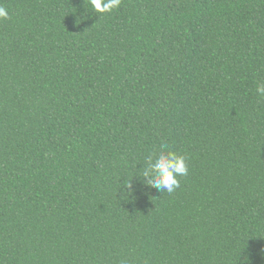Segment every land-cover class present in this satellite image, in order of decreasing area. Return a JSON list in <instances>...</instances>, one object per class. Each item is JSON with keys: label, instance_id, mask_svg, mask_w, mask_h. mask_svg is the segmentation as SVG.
I'll return each mask as SVG.
<instances>
[{"label": "trees", "instance_id": "1", "mask_svg": "<svg viewBox=\"0 0 264 264\" xmlns=\"http://www.w3.org/2000/svg\"><path fill=\"white\" fill-rule=\"evenodd\" d=\"M0 7V264H264V0Z\"/></svg>", "mask_w": 264, "mask_h": 264}, {"label": "clouds", "instance_id": "2", "mask_svg": "<svg viewBox=\"0 0 264 264\" xmlns=\"http://www.w3.org/2000/svg\"><path fill=\"white\" fill-rule=\"evenodd\" d=\"M121 0H89L91 8L96 13L111 12L119 7ZM7 9L0 7V20L8 19ZM256 93L264 98V80L258 81ZM146 167L138 168L135 177H140V182L145 186L154 187L158 192L173 193L180 186V177L188 175V162L182 154L162 147L158 153L150 154ZM133 178V177H132ZM129 190L132 183L125 185ZM121 264H127L122 260Z\"/></svg>", "mask_w": 264, "mask_h": 264}]
</instances>
